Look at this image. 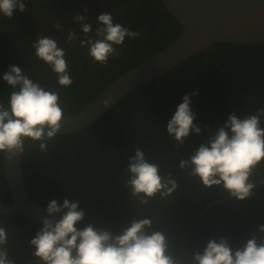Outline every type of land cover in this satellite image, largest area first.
Segmentation results:
<instances>
[{"label": "trees", "instance_id": "1", "mask_svg": "<svg viewBox=\"0 0 264 264\" xmlns=\"http://www.w3.org/2000/svg\"><path fill=\"white\" fill-rule=\"evenodd\" d=\"M73 3L74 0L67 1L69 6ZM116 6L113 22L141 32V38L126 39L121 56L110 59L107 66L94 64V68L82 63L78 50H72L73 46L65 43L62 48L66 50L73 79L71 87L59 88L55 74L37 60L34 49L28 43H15L20 41L19 27L27 21V17L19 13L16 24L2 17L5 27L0 29V66L7 57L11 63L17 64L20 59L18 51L23 47L29 48L31 60L35 59L36 65L35 76L33 73L30 78L36 81L39 77L42 86L59 91L65 116L79 112L118 76L163 50L180 31L178 23L159 0H119ZM97 24L98 21L91 24L93 31ZM27 33L28 30L24 35L27 36ZM9 48H12L14 57L7 56ZM26 66L29 68V61ZM7 91L5 96L0 95L5 104L12 91L8 85ZM189 94L191 110L196 115L194 124L201 128V134H190L185 145L177 146L167 134V123L183 97ZM260 107H264V45L214 44L206 55L196 54L157 80L131 91L93 124L73 134L58 135L49 143L46 153L39 150L38 144H26L25 153L21 156V170L27 196L38 206L47 207L52 200L60 204L65 198L70 201V196L66 194L68 189L80 196L84 187V195L89 198L87 189L93 183L91 174L106 172L98 198L103 202L102 206L107 207L118 195L114 194V190L120 191L124 186L128 158L134 155L136 147H141L150 161L165 158L168 169L162 172L174 174L179 184L177 192L171 197L161 200L158 196L150 202L153 206L158 204L163 210L159 224L153 222L152 230L161 231L159 228L162 227L174 250L181 254L179 239L192 225L183 240L187 253L183 255L185 258H190L194 251H202L209 240L221 237L226 238L234 249L238 248L253 233L260 235L256 230L264 225V184L253 189L252 195L244 201L230 198L220 204L214 203L229 195L220 187L205 188L200 185L182 172L178 163L204 143L217 127L222 126L231 112L244 116L255 114ZM136 114H141V117L136 118ZM136 121L142 122V126L134 129ZM107 138L114 141L118 148L123 147L127 140L130 148L127 157L116 150L109 158L105 150ZM102 153L106 157L104 162L99 160ZM35 160L36 165L33 164ZM67 177L68 188L59 189L60 180L65 181ZM253 179L257 183L264 179V165L257 168ZM9 195L1 175L0 198L3 203H10ZM88 206L90 204L87 209ZM79 207L82 209V206ZM203 209L206 210L199 218ZM88 212L90 216L85 213L78 228L88 225L90 219H96L94 209H88ZM197 217L199 219L193 223ZM0 221L10 231V258L15 264L35 259L30 241L42 224L18 214L6 216L0 213ZM118 222L116 234L124 230L123 226L127 223H122L120 218Z\"/></svg>", "mask_w": 264, "mask_h": 264}, {"label": "clouds", "instance_id": "2", "mask_svg": "<svg viewBox=\"0 0 264 264\" xmlns=\"http://www.w3.org/2000/svg\"><path fill=\"white\" fill-rule=\"evenodd\" d=\"M26 4L27 0H0V16L11 20L15 10L21 13L28 10ZM85 19L86 16L75 17L85 36L79 45L87 48L88 57L100 66H107L110 59L122 55L126 39L142 36L141 32L114 23L109 13L97 17L94 31L91 24L84 23ZM52 27L59 30L61 25L57 22ZM77 41L75 33L69 31L66 43L72 46ZM32 48L37 60L55 74L59 88L72 86L66 50L59 46L58 39L38 36ZM2 79L12 91L7 104L0 102V156L9 161L23 156L28 143L38 144L39 150L46 153L65 119L59 91L42 86L15 65ZM109 104L110 100L104 101V107ZM195 120L191 95H185L166 129L177 146L185 145L190 134H201ZM262 165L264 107L244 116L231 112L222 126L178 163L189 178L205 188L220 187L237 201L252 195L257 183L253 176ZM126 173L125 187L142 208H147L157 196L161 200L171 197L179 188L174 174L162 172L160 164L150 161L141 147H136L134 155L128 158ZM45 212L42 227L30 241L32 255L42 264H264V225L257 227L259 236L253 233L238 248L234 249L221 237L209 240L202 251H194L190 258H185L170 249L164 233L152 230L150 215L133 219L127 228L113 235L92 224L78 228L85 217L78 201L65 198L60 204L52 200ZM9 238V229L0 221V264H15L10 258Z\"/></svg>", "mask_w": 264, "mask_h": 264}, {"label": "water", "instance_id": "3", "mask_svg": "<svg viewBox=\"0 0 264 264\" xmlns=\"http://www.w3.org/2000/svg\"><path fill=\"white\" fill-rule=\"evenodd\" d=\"M178 23L177 37L163 50L143 60L118 76L79 112L65 116L58 134L79 131L105 115L131 91L152 81L196 54H207L214 44L264 45V0H159ZM110 100L108 107L104 101ZM2 171L10 192L11 204L0 199V213L20 215L42 224L45 207L31 202L27 196L21 172V156L9 161L2 157ZM1 173V169H0ZM264 184V179L255 188ZM231 197L215 201L220 203ZM213 203H209L211 205ZM207 205V206H208ZM199 214V218L204 211ZM193 221L196 222L199 218ZM56 219H59L57 216ZM190 225L181 237L184 240ZM26 264H42L37 258Z\"/></svg>", "mask_w": 264, "mask_h": 264}, {"label": "flooded vegetation", "instance_id": "4", "mask_svg": "<svg viewBox=\"0 0 264 264\" xmlns=\"http://www.w3.org/2000/svg\"><path fill=\"white\" fill-rule=\"evenodd\" d=\"M67 1L68 0H27L26 8L28 10L25 11L24 13H21L17 9L14 11L11 20L8 19V21H15L16 24L17 21L15 19L17 18L18 13L27 17V21L25 22L24 26L21 25L18 29L19 31H21V35L19 37L20 41H16L15 43H17L18 45H21L19 43H28V46L32 47L33 44L32 41L35 40L36 37L51 36L56 39L60 38L58 42H59V46L62 47L66 43L67 33L69 31H72L75 33V35L78 38L77 43H74L72 45L73 46L72 50L74 51L78 50V57L79 59L82 60L81 62L87 64L91 68L94 66L93 61L88 57L86 48H81L79 45V42L85 39V36L84 33L81 31V24L75 21V17L77 15L86 16V19L84 20L85 24H94L95 22H97V17L102 13H109L112 16L115 15L116 17L115 14V11L117 10L116 2H118L119 0H74V3L70 6L67 4ZM85 9L87 10L86 12ZM0 22H1L0 29H4L5 25L2 23V16H0ZM57 22L60 23L61 25V28L59 30L52 27V25ZM26 30H28L27 36L24 35ZM31 38L32 41L30 42ZM6 54L7 56L10 55L14 57L12 48H9ZM18 56L20 59L17 60V64L16 62L11 63L8 60V57L7 59L3 60V62L1 63L0 95L5 96V94H8L7 85L2 79L3 75L7 71V68L9 70V68L13 65L19 66L24 74L31 77L32 74L34 73L35 76V70H36L35 59L31 60L29 48L28 49L27 48L25 49L24 47L21 48L18 51ZM28 61L30 62L29 68L26 66ZM36 79H37L36 82L41 83L39 77H37ZM0 102H2L1 99ZM135 116L136 118H140L141 114H136ZM140 125L142 126V122L136 121L134 125V129H137L138 126ZM58 135H62V134H58ZM113 142L112 140H110V138L106 139L105 150L107 156L110 158V155L113 154L114 151L119 150L120 153H123L124 156L127 157V153L130 150L129 142L125 140V144L121 148H118L117 144H113ZM105 158L106 157H104L103 153L99 155V160H102V162H104ZM36 162L37 161L35 160L33 164L36 165L37 164ZM153 162L159 163L162 170L168 169V163L165 158H161V157L159 159L155 158ZM0 169H1L0 178L1 175L4 178L2 171V156H0ZM105 173L106 172H102L101 174H98L96 172H93L91 174L93 183L89 185L87 189V194L90 196L89 198L85 197L84 195V187L81 188L80 196L74 193L73 191H71L70 189H68L66 192V194L70 196V201L71 202L78 201L79 206H82V210H84V212L87 213L88 215H89L88 209H94L96 211V219H90L88 221V224H92L94 227L103 230H107V228H109L110 230L108 231L111 232L113 235H116L119 224L118 222L119 218L122 220V223L127 222L126 225L123 226V229L127 228L133 219H137V220L142 219L143 218L142 216H148V215L151 216L152 221L155 222V224H159L158 222H160V214L163 213L162 208L158 204H154V206L153 204H149L147 208L139 207L138 202L131 197L130 190L125 187V184L120 191L114 190V194H118V195L115 196V199L111 201L109 206L103 207L102 206L103 202L99 201L98 196L101 193V184L103 182ZM60 183L61 186H59V189L64 190L68 188L69 178L67 177L65 181L60 180ZM58 196L60 198V195ZM62 197L63 195H61V199ZM10 204H11V197H10V203L5 205H10ZM88 204H90V206H88L87 209ZM85 209H87V211H85ZM6 216H10V215H6ZM100 219L102 221H100ZM159 229L163 231L166 235V232L163 230L162 227ZM181 237L178 242V249L181 252V254L178 251L174 250V245L167 238L170 249L178 256L187 255V253L184 250L183 241L180 245Z\"/></svg>", "mask_w": 264, "mask_h": 264}, {"label": "bare ground", "instance_id": "5", "mask_svg": "<svg viewBox=\"0 0 264 264\" xmlns=\"http://www.w3.org/2000/svg\"><path fill=\"white\" fill-rule=\"evenodd\" d=\"M83 54H84V53H83ZM222 203H223V202H222ZM219 204H220V203H219ZM100 221H102V220L100 219ZM100 221H99V222H100ZM103 221H104V220H103ZM93 223H94V221H93Z\"/></svg>", "mask_w": 264, "mask_h": 264}]
</instances>
